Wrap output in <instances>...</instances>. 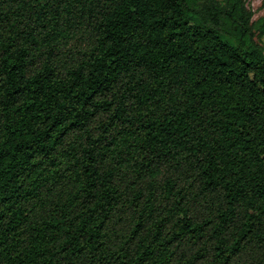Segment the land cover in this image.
<instances>
[{"label":"trees","instance_id":"trees-1","mask_svg":"<svg viewBox=\"0 0 264 264\" xmlns=\"http://www.w3.org/2000/svg\"><path fill=\"white\" fill-rule=\"evenodd\" d=\"M262 36L244 0H0V264H264Z\"/></svg>","mask_w":264,"mask_h":264},{"label":"rangeland","instance_id":"rangeland-1","mask_svg":"<svg viewBox=\"0 0 264 264\" xmlns=\"http://www.w3.org/2000/svg\"><path fill=\"white\" fill-rule=\"evenodd\" d=\"M203 0H194V4H200ZM245 6L252 13V21H257L260 18H264V0H244ZM264 47V36L260 40Z\"/></svg>","mask_w":264,"mask_h":264}]
</instances>
